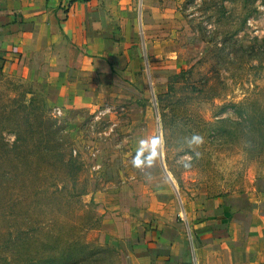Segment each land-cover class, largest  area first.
Listing matches in <instances>:
<instances>
[{"label": "rangeland", "instance_id": "374dc122", "mask_svg": "<svg viewBox=\"0 0 264 264\" xmlns=\"http://www.w3.org/2000/svg\"><path fill=\"white\" fill-rule=\"evenodd\" d=\"M159 6L141 79L38 81L0 51V264H148V231L231 197L232 262L264 245V0Z\"/></svg>", "mask_w": 264, "mask_h": 264}, {"label": "crops", "instance_id": "0c3cea01", "mask_svg": "<svg viewBox=\"0 0 264 264\" xmlns=\"http://www.w3.org/2000/svg\"><path fill=\"white\" fill-rule=\"evenodd\" d=\"M159 1L0 0V51L15 64L25 63L38 81L63 82L86 74L141 79L153 37H158L150 28L156 26ZM233 201L225 199L205 219L191 223L187 238L181 229L172 236L167 228L148 231L146 262L247 264L231 260L250 254L239 245L233 248L235 232L226 226L238 216ZM219 249L220 254L214 253ZM251 253V264H264V245H256Z\"/></svg>", "mask_w": 264, "mask_h": 264}, {"label": "clouds", "instance_id": "9594fccd", "mask_svg": "<svg viewBox=\"0 0 264 264\" xmlns=\"http://www.w3.org/2000/svg\"><path fill=\"white\" fill-rule=\"evenodd\" d=\"M199 142H200V138L197 136L192 137V140L190 141V143H199ZM133 163L135 166L139 167V161L138 160H134ZM189 166L190 165L185 164V167H189Z\"/></svg>", "mask_w": 264, "mask_h": 264}]
</instances>
